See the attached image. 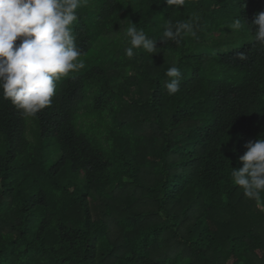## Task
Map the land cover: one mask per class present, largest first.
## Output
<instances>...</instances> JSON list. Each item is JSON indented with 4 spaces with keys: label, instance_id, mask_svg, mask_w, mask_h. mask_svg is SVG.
Returning a JSON list of instances; mask_svg holds the SVG:
<instances>
[{
    "label": "trees",
    "instance_id": "16d2710c",
    "mask_svg": "<svg viewBox=\"0 0 264 264\" xmlns=\"http://www.w3.org/2000/svg\"><path fill=\"white\" fill-rule=\"evenodd\" d=\"M244 2L88 0L72 25L84 67L51 105L25 117L0 90V264H264V208L231 177L264 138V0ZM192 17L199 39L159 40ZM132 24L158 53L126 57Z\"/></svg>",
    "mask_w": 264,
    "mask_h": 264
},
{
    "label": "clouds",
    "instance_id": "9594fccd",
    "mask_svg": "<svg viewBox=\"0 0 264 264\" xmlns=\"http://www.w3.org/2000/svg\"><path fill=\"white\" fill-rule=\"evenodd\" d=\"M88 0H0V90L3 97L21 111L25 117H34L50 106L55 95L56 82L84 67L81 52L75 43L72 25L78 20L77 10ZM188 0H159L169 8L179 10ZM243 6L245 2L243 0ZM244 20H233L232 32H239ZM255 42L264 46V11L254 15L252 25ZM198 19L169 21L162 37L163 43L171 40L179 45L185 37L199 39ZM129 47L128 59L134 49L149 54L158 53L157 40L146 36L134 24L125 32ZM239 60H246L245 52H238ZM166 75L169 96L180 91L181 72L173 64ZM246 152L239 156L242 167L232 168L231 177L244 195L264 208V138L249 141Z\"/></svg>",
    "mask_w": 264,
    "mask_h": 264
},
{
    "label": "rangeland",
    "instance_id": "374dc122",
    "mask_svg": "<svg viewBox=\"0 0 264 264\" xmlns=\"http://www.w3.org/2000/svg\"><path fill=\"white\" fill-rule=\"evenodd\" d=\"M81 119H83L86 122V121H91L92 118L87 119V118H84L83 116H81L79 118V121H81ZM86 126H87V123L84 124V127H86ZM29 136L31 137L30 133H29Z\"/></svg>",
    "mask_w": 264,
    "mask_h": 264
}]
</instances>
